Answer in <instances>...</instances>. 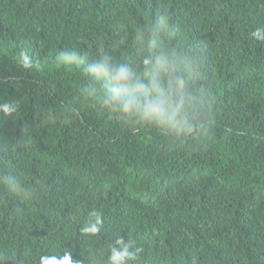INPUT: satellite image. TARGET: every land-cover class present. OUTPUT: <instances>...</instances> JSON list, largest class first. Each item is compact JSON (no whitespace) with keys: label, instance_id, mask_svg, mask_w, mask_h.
I'll return each instance as SVG.
<instances>
[{"label":"trees","instance_id":"1","mask_svg":"<svg viewBox=\"0 0 264 264\" xmlns=\"http://www.w3.org/2000/svg\"><path fill=\"white\" fill-rule=\"evenodd\" d=\"M185 61L186 135L127 124L84 93L100 49ZM264 0H0V264H264ZM75 50L83 63L62 64ZM32 63L23 66L24 57ZM100 217L96 234L81 227Z\"/></svg>","mask_w":264,"mask_h":264},{"label":"clouds","instance_id":"2","mask_svg":"<svg viewBox=\"0 0 264 264\" xmlns=\"http://www.w3.org/2000/svg\"><path fill=\"white\" fill-rule=\"evenodd\" d=\"M168 18L161 16L156 27L150 29L152 39L149 52L139 61L117 62L112 55L100 49V54L87 65L89 85L83 91L109 113L131 125H148L165 134L186 135L196 125L191 113V96L188 92L187 67L182 57L160 47L158 34L166 26ZM252 35L264 39V29H257ZM57 61L68 65L83 63L84 58L75 50L62 51ZM23 66L33 65L25 56ZM15 103L0 104V112L10 115L15 112ZM95 222L84 224L81 234H96L100 230V217ZM142 249L134 247L131 241L116 239L108 256L109 264H130L135 262ZM40 264H82L73 260L71 254L61 257L42 255Z\"/></svg>","mask_w":264,"mask_h":264}]
</instances>
